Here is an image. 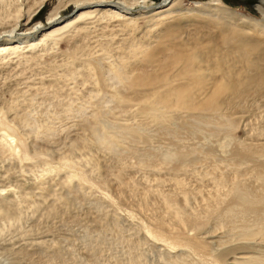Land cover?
Instances as JSON below:
<instances>
[{"label": "rangeland", "instance_id": "rangeland-1", "mask_svg": "<svg viewBox=\"0 0 264 264\" xmlns=\"http://www.w3.org/2000/svg\"><path fill=\"white\" fill-rule=\"evenodd\" d=\"M26 1L28 2L25 5ZM46 1L40 12L29 20L27 27H31L39 21L45 23L49 12L57 5H62L60 8L62 17L74 12L73 4L68 0ZM161 1L151 0L148 1V5H151V2L156 5ZM10 2L14 6L21 7L24 17L28 14V9L25 8H28L30 0H3L4 7L9 8ZM32 2H30V5H32ZM178 2V7L174 8L176 9L175 14H172L166 20L167 23H159L157 26L154 20L151 21L147 19L148 17L139 16L134 30L128 29L126 32V28H121V30L115 29L111 32L112 35L131 32V38H126L124 44L133 41L135 45H154L153 47H155L156 44H160L156 47L163 48L162 53L157 55L160 60L155 59L156 61L153 62L146 61L147 58L144 59V52L148 49L139 54V57L135 58L130 65V70L134 75L140 76L138 72H141V74L162 72L164 68V71L169 73L166 75V72L163 71L165 73L163 76H168L169 79L148 86H143L144 84L138 86L137 84L140 83L136 80H134L136 83H133L136 86L131 85L129 81H119L120 83L117 86H111L110 89L113 88L112 91L114 92L117 87L116 91L119 90L121 98L117 95L118 98H113L112 101L107 98L109 100L107 101L105 96L104 98L101 97L102 94L93 96V98L90 97L88 95L90 89L92 88L91 92L93 88L98 91L100 86L98 83L97 86L93 85L89 80L84 84L81 79L87 73L84 72V75H78L79 72L82 73L85 69H83V64L79 62V59L76 58L83 57L82 52L89 54L100 46H97L94 42L98 38H103L99 26L100 23L106 22L103 20L88 25L90 28L87 32H81L77 35L67 34L70 31L65 32L70 36L63 35V40L58 41L53 48L41 52L43 55L41 59L39 58L38 63L32 61L1 67L0 106L6 110L3 111L7 112L6 114L14 120H20L22 115L25 116V113H31L32 115L29 114V116L32 117L33 123L37 124L34 125L35 128L40 127L37 129L43 133V135L38 133L40 137L24 135L26 136L27 149L31 148L28 150L29 153L41 154L35 155L34 159L31 158L33 161L29 159L26 162L16 164L15 160L7 159L0 154V189H2L1 186L7 187L12 184L19 186V189L30 195L29 198H24L20 196V191H17L18 197L15 194L13 204L9 201L4 202L8 208L16 211L18 219L17 221L14 220V224L12 223L13 220L0 215V237H3L0 243H8V245L0 246V251H6L4 253L2 251L3 256H7L10 261L13 259L12 263H14L15 258L21 256L18 257V260L15 259V264H60L61 261L64 262L62 264H86L87 262V264H165L166 261L170 260L169 257L172 255L175 257L177 253L181 252L182 254L185 253L189 264H211L206 259H209L210 256L213 257L214 254L219 253L222 255L228 251L226 253L228 256L226 254L222 256L226 263L222 260L223 262L220 264H231V258L234 255L239 257L244 252L247 255H250V253L251 255H264L262 235L256 234V237L254 235L247 238V236L242 237L239 234L243 224L253 228L262 221L255 217H259L260 212L246 215L247 217L245 216L246 218L243 219L239 212H234L228 216L223 211H215L216 213L213 212L212 216L211 213L204 216L206 203L215 201L212 197V194L216 193V191L214 192L216 188L213 180L215 175L223 172L228 180L236 175L245 178L243 179L245 180L244 184L250 189L261 188L257 172L262 167L264 169V85L259 87L254 84L246 85L236 94L229 93V96L227 93L222 96L219 111L222 114L225 112L226 116L235 120V127L230 131L212 130L213 128L209 126L197 129L194 127L196 123L191 116L198 113L196 110L191 112L187 109L169 108L167 110L163 108V116L155 118L151 110L140 107V105H147L151 101L156 102L157 106L159 103L156 95L159 92L170 84L175 85L184 80H181L183 77L181 78V75L176 71V65L168 63L165 65H169L166 68L160 64V62L162 64L164 62L162 54L169 55L170 52H167V50L172 46V50L179 47L184 52H193L196 49L199 51L197 60L193 62L196 65L193 66L203 75H207L205 77L208 83L202 95H207L206 92L209 93L213 84L216 81L224 80L227 74H230L233 78L237 77L239 80L246 79L248 81L250 77L264 75V30H262V33L261 30L258 31L257 27L253 26L252 28L239 20H230L224 16L214 15L215 18H213L211 15L208 18V16L195 15L187 11V9L192 10L194 8L195 2L210 3L213 6L218 5L258 18L264 24V0H179ZM11 7L13 8V5ZM140 11H142L141 7H135L132 14L136 15ZM167 24L169 28L166 26ZM105 37L108 38V34ZM244 45H246V50L243 53L242 47ZM75 46H78L77 52H75L76 50L73 51ZM82 49L83 51H81ZM152 50L150 48L151 52ZM69 59L73 60L74 69L79 71L75 74V76L77 75L76 78L75 76H64L69 62L67 60ZM20 68L22 69L20 70ZM202 69L205 73L201 72ZM170 78L174 81L167 83ZM107 81L108 84L112 83L110 79ZM161 86L164 88H161ZM207 86L209 87L207 88ZM156 88L158 89L156 90ZM153 92L155 95L150 96ZM106 96L109 97L110 95ZM126 97L130 101H127ZM114 100L116 101L114 102ZM69 109H74V111ZM78 109L81 111H77ZM94 127H97L99 133L103 130L107 131L103 132H109L107 136L109 138L110 134L109 140L112 139V143L109 140L103 144L98 143L94 135L96 133ZM102 128L103 130H101ZM44 130H47L48 133ZM49 132L55 133L54 136ZM47 134L48 136H46ZM41 135L45 138H41ZM73 142L76 144L74 145ZM238 143L254 149L256 153L250 155L251 157L239 158L236 155ZM34 146L35 149H33ZM112 147L116 149L112 150ZM178 149L188 151L187 157L175 160V162L173 161L175 164L171 165L161 163L162 157H165L168 153V158H171V155L175 157ZM207 152H212V154L209 155ZM65 154L72 156L74 161L80 162L78 166L83 171L88 170L85 171L86 175L89 176L88 178L91 179V183L81 184L79 186L81 188L78 187L80 191L76 192L72 189V194L68 199L63 197L61 199L58 194L61 195L64 192V187L61 184L63 177L57 174L56 170L43 172V163L50 161L55 164ZM146 159L151 161V164ZM166 160L165 162H167ZM215 166L217 167L215 168ZM235 169H237V173L244 172V174H235ZM238 169L241 171L239 172ZM175 179L182 181L185 191L182 189L183 187L181 188L176 184ZM32 189L34 190L32 191ZM40 192L42 194L38 195ZM185 192L189 201L187 212L202 215L204 217L202 218L203 221L205 219L209 221V223L206 220L203 222V228H200L202 224L199 225V230H196L194 225L189 224L191 230L188 225L182 227V225L177 224L173 214L171 216V213H166L168 211L160 197L167 194L173 195L182 203V196ZM158 193L161 195L158 196ZM210 197H212V200H209ZM1 203L2 201H0ZM254 219L256 220L254 221ZM252 222L259 223L253 224ZM164 223H166L165 227L163 226ZM148 227H160L164 230L162 235L164 234L166 238L179 239V233L187 234L189 237L191 236L190 238L194 237V240L197 237L201 240L203 248L201 247L202 249L199 251L198 247V252H196L198 255L193 253L191 249L188 251L186 246L178 245L172 248L164 244L163 241L149 235L146 231ZM171 227H174V229ZM168 228L172 230H168ZM23 231H27V233H22ZM21 233L23 235L20 236ZM84 233H90L88 235V237L90 236L89 244L88 239L85 241L86 238H82ZM38 234L39 236L45 234L42 237V239L44 238L42 243L38 245L23 242L24 240L18 242L19 244L14 243L19 237L25 238L27 236L31 237V235L39 237ZM14 235L18 236L17 239L12 238ZM95 236L97 239H93ZM14 250L16 252L19 250L18 255ZM61 255L62 258L58 257ZM203 255L204 260H201ZM173 256L172 258H174Z\"/></svg>", "mask_w": 264, "mask_h": 264}, {"label": "bare ground", "instance_id": "bare-ground-1", "mask_svg": "<svg viewBox=\"0 0 264 264\" xmlns=\"http://www.w3.org/2000/svg\"><path fill=\"white\" fill-rule=\"evenodd\" d=\"M32 1H34V2H32ZM32 1L30 0V2H32V5H30V2H29L28 3V8H25V9H28L27 10V12H28L27 15L28 16L26 15L27 17L26 16L24 17V14H23V11L21 10V7L14 6V4H11V2H10L9 8H5L4 7L5 3L3 4V0H0V69H1V67H6L8 65L12 66L13 64H16V65L18 64L19 65V64H22V63H27V62H32V61H37L35 63H38L39 58L41 59L42 55H43V53H41V52L48 51V49H50L51 47L53 48V46L56 45L58 43V41H60L63 38V35L70 36V35H73V34L77 35L78 33H81V32H87L88 29L90 28L88 25L92 24L95 21L101 22L103 20V21H106V22H104L102 24L100 23V25H99L100 28H101L100 29L101 37H103V38H98L94 42V44H97V46L100 45L99 47L95 46V47H97L96 48L97 50H95L96 52L93 51L95 53L91 52L89 54H87L85 52L84 53L82 52L81 53L82 55L83 54L84 55L87 54V55L86 56L83 55V57L80 56V57L76 58V59H79V62H81V64H83V69H85V70H83L82 73L79 72L77 69L75 70L74 67H73V60L69 59V60H67L69 62H68L67 68L65 69L66 72L64 73V76L69 75V76L74 77L75 74L78 73V72H79L78 75H81L84 72L87 73V75L83 74L84 76L81 79L82 82H84V84H85L86 82L90 81L93 85L97 86V83H98V85L100 86V88H99L100 93H99L98 88H96L98 91H96L93 88V91L91 92L92 88L90 87L91 89H90L88 95L93 98V96H98V95L100 96L102 94L101 95L102 98H104V96H105L106 99L108 98L111 101L113 100V98H116V97L118 98L117 95H119L120 96L119 98H121V95L119 94V90L116 91L117 87H116V90H115L116 92L114 91L115 93L112 91V90H114L113 88L110 89L111 86L112 87L117 86L118 83H120L119 81H121V82L129 81L131 85H135L133 83L135 82L134 80H136L137 82L140 83V84H137L138 86H142L141 84H144L143 86H145V85L148 86V85L155 84L157 82L159 84V82L165 81V79H169L168 76H167L168 78L163 76V75H165L164 72H166V75L169 74V73H167V71H164L165 68L163 69L164 72L162 71V72L143 73V74H141V72H138V73H140L139 74L140 76H138V77L136 75H134L132 73V71L130 70L131 69L130 65L132 64V61H134L135 58L139 57V54H141L143 51H146L147 49L148 50L146 52H144L145 53L144 54L145 55L144 59L147 58L146 61H148V62L152 61L153 62V61H156L155 59L160 60V59H158L157 55H159V53H162V49L163 48L160 47V49H159L158 48L159 46L156 47V45H160V44H156V42H155V44H156L155 47H153L154 45L153 46L135 45V43L133 41H130V42L128 41L129 43H125L124 44L126 38L127 39L131 38V32L130 33H122V35H119V33L115 34V35H112L113 33H111V32H113L115 29L121 30V28H126V30H125L126 32L128 31V29L134 30L135 26H137L136 23L139 20L138 19L139 16H142L143 18L144 17L145 18L148 17L147 19L151 20V21L154 20L156 25L159 24V23H163V22L167 23L166 20H168L171 17L172 14H175L174 12H176V9H174V8L178 7L177 5L179 4V2H178L179 0H162L161 3H158L156 5L152 4V2H151V5H148V3H149L148 1H151V0H68V2L72 3L73 6H74V12L72 14H69L66 17H62V15L60 14L61 13V9L60 8L62 7V5H59V6L57 5L56 7H54L49 12V15H48L45 23L42 22V21H39V22H36L33 26L27 27V24H28L29 20L32 19L33 17H35L38 14V12H40V10L45 6V3L47 2L46 0H32ZM27 2L28 1H26L25 5L27 4ZM11 5H13V8L11 7ZM34 6H36V7H34ZM135 7H141L142 11L138 12V14H136V15L135 14L133 15L132 14V10ZM187 11L189 13H193L195 15H199L200 14L201 16H208V18H210L211 15L213 16V18H215L214 15L219 16V17H223L224 16V17H227V19H230V20H234V21H238L239 20L240 22H242V23H244L247 26H250L252 28H253V26L257 27L258 31L261 30V32H262V30H264V24L261 23V21L258 18H255V17H252V16H247V15H245L243 13L237 12L235 10H230L228 8L219 7L218 5L217 6H213L210 3L195 2L194 3V8L192 10L187 9ZM27 12H25V13H27ZM173 17H174V15H173ZM115 23H119V24H115ZM166 26H168V28H169L168 24ZM65 32H69L67 34H70V35H67ZM107 34H108V38L105 37ZM172 47L167 50V52H170L169 55L168 54H162L164 62H163V64L160 62V64L162 65V67L165 66L168 63L169 64L172 63L173 65H176V67H175L176 71L179 73V75H181L180 76L181 78L183 77L181 80L184 79L183 81H181V83H183V84H181L180 82H178V83L176 82L177 84H175V85L174 84H170L167 88H165L164 90L159 92L156 95L158 100L157 99L156 100L158 101V103H159L158 105L160 107L158 105L156 106V102H152V101L150 103H148L147 105L146 104H142V106L140 105V107H144V108H147V109L151 110V113H152V115L155 118H161L163 116V114H164L163 108H166L167 110L169 108H177V109L179 108L178 110H180V109H185L186 110L187 109V110H189L191 112L196 110V112H198V113L192 114L191 116L193 117V120L196 123V125L194 124V127H196L197 129H199V128L202 129V127L205 128V126H209V127L213 128L212 130H214V129L215 130H223V131L224 130L225 131L233 130L234 129L233 127H235V124H234L235 120H232V119L229 118V116H226L225 112L222 114L221 111H219L221 109L220 103H221L222 96L224 94H227V93L228 94L229 93H235L236 94V93L240 92L241 88L245 87L246 85L254 84L256 87L262 86V85H264V75L261 74L259 76L250 77L249 81H248L246 79L245 80L244 79L239 80V79H237V77L233 78V77H231L230 74H227L226 77L224 78V80L216 81L213 84V86L210 89V91L207 89L209 91V93L206 92L207 95H205V94L202 95L204 93V91H205V87H206V84L208 83V80H206L207 75H205V74L203 75L202 73L197 71L198 69H195L194 66H193L194 64L196 65V63H193V62L195 60H197V58L199 56V53H198L199 51H197V49H196V51H193V52H184V51L180 50L179 47L172 50ZM77 48H78V46H75L73 51L76 50L75 52H77L78 51ZM150 48L153 49L152 52L150 51ZM83 49H85V48H83ZM83 49L81 51H83ZM245 50H246V45H244L242 47L243 53L245 52ZM87 51H89V50H87ZM93 54H95V55H93ZM15 56H17L16 59H14ZM73 57H76V56H73ZM167 66H169V65H167ZM167 66H165V67L168 68ZM171 68H172V66H171ZM21 69L22 68H20V70ZM203 70L204 69H202L201 72ZM139 71H140V69H139ZM203 73H205V72L203 71ZM51 75H53V74H51ZM76 76H75V78H76ZM170 77L173 78L171 75H170ZM171 78H170L169 81L167 80L168 81L167 83H171L172 81H174V80H171ZM109 79L112 80L113 84L112 83H110L111 85L108 84L109 82L107 80H109ZM162 87L163 86H161V88ZM208 87L209 86H207V88ZM158 88L160 89V86ZM158 88H156V90ZM252 88H254V87H252ZM242 92H244V91H242ZM106 95H110V96L107 97ZM153 95H155L154 92H153V94H150V96H153ZM201 95H202V97H201ZM229 96H230V94H229ZM108 99H107V101H109ZM124 100H125V98H124ZM126 100L128 101L129 99L126 97ZM153 100H154V98H153ZM107 101L105 100L104 102H107ZM115 101L116 100H114V102ZM143 101H147V100L145 99ZM69 105H71V104H69ZM101 107L103 108V106H101ZM222 107H224V106H222ZM223 109H225V107ZM3 110H5V109H3L0 106V154L4 155L5 158H7V159L15 160L16 164L26 162L29 159L33 161V159H34L33 157L35 155L37 156V155H41V154L38 153V154L34 155V154H30L29 153L28 150H30L31 148L27 149V144H26V140H25L26 136H24V135H31V136L36 135V136L40 137V134L38 135V133H41L43 135L42 132L38 131V129L40 127L36 126L38 129L35 128L34 125L36 123L34 124L33 123L34 121H33L32 117L29 116V114H31V113H25V116H23V115L21 116L22 119H20V116H19L20 114H19L18 116H19L20 120H14V118H10L6 114L7 113V112H5L6 110L5 111H3ZM69 110L70 111L71 110L74 111V109H69ZM111 110H113V109H111ZM77 111H81V110L78 109ZM77 113H79V112H77ZM27 118L30 121H32V122H30ZM27 126H28V128H26ZM27 129H29L30 131H28ZM44 129H46V128H44ZM125 129H127V128H125ZM101 130H103V128ZM44 131L47 132V130H44ZM94 131L97 133V134L95 133L94 135H95L96 140H97L98 143L103 144L105 141L109 140L110 134H109V138H108L107 134L109 132L106 133L107 132L106 130H103V131H106V132L102 131L103 133L100 131L102 133L101 134V133L97 132L98 131L97 127H94ZM194 131H195V129H194ZM49 133H51V135L55 134V133L52 134V132H49ZM229 133H231V132H229ZM42 135H41V138L44 137ZM51 135L49 134L50 137H51ZM36 136H34V137H36ZM46 136H48V134ZM111 140L112 139H110L109 141L111 142ZM114 143H113V145H114ZM73 144H74V142H73ZM100 146H102V145H100ZM104 147H106V146H104ZM108 147L110 148L111 146H108ZM257 147H259V146H257ZM33 149H35V146H34ZM113 149L115 150L116 148L112 147V150ZM53 151L55 152V150H53ZM35 152H33V153H35ZM205 153H206V151H205ZM236 153H237L236 155L239 158H243L245 156H250V155L255 154L256 151L254 149L248 148V146L245 147L243 144L238 143V150L236 151ZM170 154H171V152H170ZM187 154H188V151H180L178 149V152L176 153L175 157H172V155H171V158H168L167 157L169 155V153H168V155L167 154L165 155L166 158L162 157L163 158L162 159L160 157L162 159V162L161 161L160 162L161 163L164 162V163H167V164L169 163L171 165V164H173L175 162V160H178V159L181 160ZM207 154L211 155L212 152H207ZM47 157H49V156H47ZM31 158H33V159H31ZM164 158H165V160L167 159L166 160L167 162H165ZM35 159H37V157H35ZM38 159H39V157H38ZM144 162H146V161H144ZM148 162L151 164V161H148ZM157 162H155V163H157ZM78 163H80V162L74 161L72 159V156H69V155H66V154L64 156L62 155L59 158V160L55 162V164L51 163L50 161H45L43 163V167H44L43 172L56 170V173L60 174L61 177H63V180H62L61 184L64 187V192H62L61 195L58 194V196L61 199H62V197L68 199V197H70V194H72L71 193L72 189L76 190V192L80 191L78 189V187L81 184L91 183V181H90L91 179H89L88 178L89 176L86 175V171L85 170H87V169H85L83 171L78 166ZM234 164H236V163H234ZM243 164H242V166H243ZM13 166L15 167V165H13ZM153 166H152V168H153ZM237 166H239V165H237ZM84 167H86V166H84ZM149 167H151V166H149ZM216 167L217 166H215V168ZM259 168H260V165H259ZM262 169H263V167H262ZM262 169L260 171L258 169L259 172H257L258 180L261 182V188H258V189L255 188V190L254 189H250L247 185L244 184L245 180H243V179H245V178H240V177H238L236 175H234L229 180L226 178V175L223 172L221 174H219V175H215L214 177L212 176L213 180H214L215 188H216L214 190V192L216 191V193L212 194V197H213V199L215 201L213 200L214 202H212V203L211 202L206 203L207 206L205 205V207H206L205 211L206 212H205L204 216H206L207 214L209 215V213H211V216H212L213 212H215V211H223L224 214L228 215V216L232 215V213H234V212H239L241 214L242 219H243L246 215L249 216L250 214L253 215V214H258L260 212L259 217L258 216H255V217L259 218L262 221L260 223L259 222H254V223H259V224H256V227H253V228L249 227V225L245 226L244 224L243 225L241 224L243 227H242L241 231L239 232V234L242 237L247 236V238L251 237V236L253 237L254 235H255L254 237H256V234H259L260 236L262 235V238L264 239V213H263L264 212V169L263 170ZM235 170H236V172H235V174H236L237 173V169H235ZM238 171L240 172L241 170L238 169ZM228 172H229V170H228ZM241 173L244 174V172H241ZM241 173H237V174H241ZM205 174H206V172H205ZM61 177H60V179H61ZM156 180H158V179H156ZM175 180H176V184L182 188L183 187L182 186L183 185L182 181L180 179H175ZM160 181H162V180H160ZM184 187L182 188L183 190L185 189ZM1 188L2 189H0V201H2V203L0 204V215L4 216V217H6V218H8L10 220H13L12 223L14 224L15 223L14 220L17 221V219H18V216L16 215V211L15 210L13 211L12 208L11 209L8 208V206L5 205L4 202L9 201L11 204H13L12 203L13 202V197L15 196L17 191L18 192L20 191V196H22L24 198H27L30 195H27L24 190L19 189V186L17 187V185H12L11 184V185H9L7 187L1 186ZM35 188L37 189V186ZM79 188H81V187H79ZM146 188H148V187H146ZM33 190L34 189H32V191ZM183 190H182V192H183ZM186 192L183 194V196L181 195L182 196V200H181L182 203L178 199L174 198L173 195H168L167 194V195L160 196L161 194L158 193L159 194L158 196L161 197L163 205H165L164 207L168 211L166 213H171L170 214L171 216L173 214V217L175 218L177 224L182 225V227L183 226L186 227V225H188L189 228H191L190 225H194L196 230L197 229L199 230L200 228H203V222L206 219L203 221L202 218H204V217L202 215L199 216V214L198 215L197 214H192L191 211H190L191 213L187 212V208L189 206L188 205L189 201H188V195H187ZM40 194H42V193L41 192L38 193V195H40ZM17 197H18V195H17ZM143 197H145V196H143ZM212 197H210L209 200H212ZM177 198H179V197H177ZM74 200H76V198H74ZM190 200H191V198H190ZM155 201H157V200H155ZM17 202H18V200H17ZM90 203H91V201H90ZM96 206H98V205H96ZM16 207H17V205H16ZM49 207H50V205H49ZM50 212H51V210H50ZM47 213H49V212H47ZM5 220H4V222H5ZM255 220L256 219H254V221ZM206 221L209 223L208 220H206ZM165 224L166 223H164L163 226ZM201 224H202V227L199 228V225H201ZM167 226H169V225H167ZM17 227H19V226H17ZM174 227L173 228L171 227V228L174 229ZM25 229H27V228H25ZM172 229L168 228V230H172ZM189 230H188V232H189ZM191 230H192V228H191ZM12 231H13V229H12ZM146 231H147V233L149 235L153 236L155 239H159L160 241H163L164 244H167V246H170L172 248L177 247L178 245L184 246V247L186 246V248H188V251L191 249V251L193 253L198 252L197 251L198 247H199V251H200V249L203 248V244L201 245L202 242H201V240L199 238L197 239V237H195V240H194L193 239L194 237L190 238L191 236L189 237L187 234H184V233H179L178 234L179 239H174V238H166L164 236V234L162 235V232L164 230H162L160 227H148L146 229ZM22 233H27V231L26 232L23 231ZM22 233L20 234V236L23 235ZM16 235H14L12 238L15 237L14 239H17L18 236H16ZM42 235H40L41 237L39 236V234H38L39 237H37V236L35 237L34 235L33 236L31 235V237L27 236L25 238L19 237V239L21 238L20 240L17 239V240H15V242L14 241L13 242L16 244V243H18V242L20 243V242H22V240H24L23 242H29V243L31 242V243H33V245H35V244L38 245L39 243H42V241L44 239V238L42 239V237H44L45 234L43 236ZM88 235H90V233H84L82 235L83 236L82 238H86L85 241H87V239H88L87 242L89 244L90 243V241H89L90 240V238H89L90 236L88 237ZM98 237H100V236L98 235ZM2 238L0 237V240ZM76 238H78V237H76ZM95 238L97 239L96 236L93 239H95ZM102 239H104V238H102ZM191 239H193V240L191 241ZM5 242H7V241H5ZM197 243H198V245H196ZM4 245H8V243H5V244L3 242L0 243L1 247L4 246ZM179 248H181V247H179ZM234 248H236V247L234 246ZM91 249H92V247H91ZM96 249H98V248H96ZM88 250H89V248H88ZM2 251L3 250L0 251V264H15V261H16L15 259L18 260L19 256L17 258H15L14 259V263H12L13 259L11 258L12 260L10 261V259L7 256H3V253L6 252V251H3V253H2ZM14 251H15L16 254L19 252V250H18V252H16V250H14ZM23 252L27 253L26 251H23ZM15 253H13V254H15ZM226 253H228V251ZM225 254L224 253L222 255L219 254V253L218 254H214L213 257L210 256L209 259H206V261L211 263V264H220L221 262H223L222 260H224V262L226 261L225 259H222V258H224L222 256L225 255ZM196 255H198V254L196 253ZM240 255L241 256H239V257L235 256V255L233 257L231 256L232 258L231 257L230 258L232 259V261L230 263L231 264H264V255H261V254H258V255L257 254H253V255H251V253H250V255H247V253H245V252L240 254ZM96 256H98V255H96ZM169 256H171V255L169 254ZM172 256L169 257L170 260L166 261L167 264H189V262L187 261V256H185V253L182 254L181 252H179V253H177L175 255V257L173 256L174 258H172ZM226 256H228V255L226 254ZM9 257H10V255H9ZM58 257L62 258V255L58 256ZM160 257H162V256L160 255ZM197 257H199V256H197ZM201 260H204V255H203V257H201ZM62 263H64V262L61 261L60 264H62Z\"/></svg>", "mask_w": 264, "mask_h": 264}]
</instances>
